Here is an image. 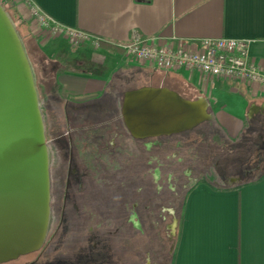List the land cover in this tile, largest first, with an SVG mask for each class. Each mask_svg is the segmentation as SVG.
I'll list each match as a JSON object with an SVG mask.
<instances>
[{"label": "crops", "instance_id": "crops-1", "mask_svg": "<svg viewBox=\"0 0 264 264\" xmlns=\"http://www.w3.org/2000/svg\"><path fill=\"white\" fill-rule=\"evenodd\" d=\"M34 1L60 23L105 42L100 49L73 46L64 37L40 31L23 3H9L39 94H59L76 101L97 94H126L119 90V76L149 67L116 47L128 43L134 34L168 43L222 38L248 41L251 59L264 68V0ZM161 72L159 77L172 83L173 89L159 88L192 95L191 101L208 100L213 117L210 126L221 132L225 149L241 139L258 118L255 137L264 147L262 88L227 80L217 82L216 87L203 82L197 91L191 83L197 86L202 73ZM254 178L239 187L230 185L235 179L228 183L232 178L223 187L203 182L187 194L173 264H264V174Z\"/></svg>", "mask_w": 264, "mask_h": 264}, {"label": "flooded vegetation", "instance_id": "flooded-vegetation-1", "mask_svg": "<svg viewBox=\"0 0 264 264\" xmlns=\"http://www.w3.org/2000/svg\"><path fill=\"white\" fill-rule=\"evenodd\" d=\"M124 98L41 96L50 228L39 251L2 264H173L186 196L205 179L203 149L215 153V144L222 152L225 145L206 122L135 138L124 121Z\"/></svg>", "mask_w": 264, "mask_h": 264}, {"label": "water", "instance_id": "water-1", "mask_svg": "<svg viewBox=\"0 0 264 264\" xmlns=\"http://www.w3.org/2000/svg\"><path fill=\"white\" fill-rule=\"evenodd\" d=\"M205 98L166 88L125 94L135 138L179 134L209 122ZM50 152L35 73L22 37L0 2V264L39 251L51 222Z\"/></svg>", "mask_w": 264, "mask_h": 264}, {"label": "built area", "instance_id": "built-area-1", "mask_svg": "<svg viewBox=\"0 0 264 264\" xmlns=\"http://www.w3.org/2000/svg\"><path fill=\"white\" fill-rule=\"evenodd\" d=\"M23 3L40 31L61 36L73 46L87 45L100 49L105 43L98 36L66 26L45 13L34 0H11ZM127 56L142 65L164 72H200L206 77L239 80L264 91V68L250 57L249 42L236 39H202L162 42L134 34L126 44H117Z\"/></svg>", "mask_w": 264, "mask_h": 264}, {"label": "rangeland", "instance_id": "rangeland-1", "mask_svg": "<svg viewBox=\"0 0 264 264\" xmlns=\"http://www.w3.org/2000/svg\"><path fill=\"white\" fill-rule=\"evenodd\" d=\"M0 2L6 9H9L7 0H0ZM160 73L162 72L155 71L149 67L132 69L127 74L119 76V78L122 77L119 82V90L127 93L142 88L168 87L173 89L172 83H167L159 77ZM202 78H199L200 83L197 86H194V81L191 83L197 91H200L199 85L203 84V82L212 83L214 87L219 86L217 82L220 84L227 82V80L206 76ZM42 95L40 94V98ZM180 95L184 98L192 96L182 93ZM258 120L259 118L252 120L253 125H248L250 129L242 135L241 139L224 149V151L221 152L219 146L215 144H212L214 151H217L215 153L203 149L204 154L202 153L201 156L202 160H204V165H206L204 183L212 184V179H216L219 182V187H223L227 185V179L232 178L231 181L235 179V182L230 185L239 187L248 178H254L259 169L264 171V147L261 144H257L258 137L256 138L255 135L258 132H256V129L254 130V127L257 126L255 123ZM212 122H206L204 126L210 125Z\"/></svg>", "mask_w": 264, "mask_h": 264}, {"label": "trees", "instance_id": "trees-1", "mask_svg": "<svg viewBox=\"0 0 264 264\" xmlns=\"http://www.w3.org/2000/svg\"><path fill=\"white\" fill-rule=\"evenodd\" d=\"M8 1V0H7ZM8 3H11V4H15L16 2H13L11 0L8 1ZM14 7V5H12ZM6 9V8H5ZM6 11L8 12V14L10 15V17L12 18L13 22L15 23L17 21L15 15L12 13V11L9 9H6ZM18 29V28H17ZM19 30V29H18ZM264 174V171L263 170H260V171H257L256 175H255V178L254 180H258L260 179V177H262Z\"/></svg>", "mask_w": 264, "mask_h": 264}]
</instances>
